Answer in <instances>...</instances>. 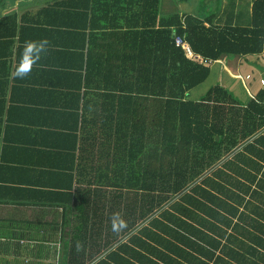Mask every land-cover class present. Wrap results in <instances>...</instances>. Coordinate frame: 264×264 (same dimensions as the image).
<instances>
[{
    "label": "trees",
    "instance_id": "1",
    "mask_svg": "<svg viewBox=\"0 0 264 264\" xmlns=\"http://www.w3.org/2000/svg\"><path fill=\"white\" fill-rule=\"evenodd\" d=\"M159 6L53 0L39 9L68 41L65 56L78 58L67 66L84 87L73 227L79 237L104 233L108 250L94 264H264V85L245 100L219 82L188 97L212 61L264 50V0H252L247 25L215 24L214 13L159 17ZM15 24L14 13L0 17V37ZM74 247L68 264H84Z\"/></svg>",
    "mask_w": 264,
    "mask_h": 264
},
{
    "label": "crops",
    "instance_id": "2",
    "mask_svg": "<svg viewBox=\"0 0 264 264\" xmlns=\"http://www.w3.org/2000/svg\"><path fill=\"white\" fill-rule=\"evenodd\" d=\"M52 1L13 0L0 9V17L14 13L16 21L14 29L0 37V264H68L73 245L80 252L79 260L94 264L108 250L102 245L104 233L95 234L88 227L79 237L73 227L80 220L79 204L72 196L84 184L79 177L85 159L80 127L84 87H78L79 77L67 66L79 65L77 57L65 56L68 41L43 22L47 13L39 12ZM251 4L252 0H220L211 21L247 25ZM246 8L248 20L243 16ZM171 13L159 12V17ZM42 40L46 41L43 50L32 63L29 44ZM229 57L211 63H222L227 75L237 78H242L238 70L245 61L257 62L264 72V50ZM25 65L31 66L30 71L15 76L17 67ZM262 76L259 73L255 83L253 74L246 72L248 81L243 84L248 96L261 86ZM228 77L227 84L219 83L231 90ZM91 161H96L94 153L87 158V163ZM90 186L106 188L97 183ZM86 223H92L90 216Z\"/></svg>",
    "mask_w": 264,
    "mask_h": 264
},
{
    "label": "rangeland",
    "instance_id": "3",
    "mask_svg": "<svg viewBox=\"0 0 264 264\" xmlns=\"http://www.w3.org/2000/svg\"><path fill=\"white\" fill-rule=\"evenodd\" d=\"M219 3L220 0H160L159 12H170L171 10H178V12L180 13L191 12L202 17L203 14L208 15V13L214 12V10L218 8ZM242 11H244V9ZM243 16L246 18V20H248L249 12H247V8L246 13L244 12ZM245 21L241 23L246 24ZM210 68L211 71L209 72L208 76L201 83L192 87L188 91L189 98H198L206 91L209 86L213 85L216 82L223 81V83L227 84L225 78L229 76L228 79L230 81L229 85H231V92L239 99L245 100L248 98V93L245 89V85L243 84V82L248 81L244 78L246 72L253 74L254 78L251 79V81L255 83H257L259 73H264L262 72L263 68H261V66H258L257 62L255 61H245L244 65L239 68L238 72L241 74L242 78H237L235 74L227 75V72L224 69L225 67L222 65V63H215L213 65L211 63ZM249 83H246V86Z\"/></svg>",
    "mask_w": 264,
    "mask_h": 264
},
{
    "label": "clouds",
    "instance_id": "4",
    "mask_svg": "<svg viewBox=\"0 0 264 264\" xmlns=\"http://www.w3.org/2000/svg\"><path fill=\"white\" fill-rule=\"evenodd\" d=\"M46 43V41H40L39 44L36 42H30V52L29 55L32 57V63H35V60L39 58V53L43 50V46ZM31 66L25 68H20L19 66L14 72L15 76L23 77L27 74L28 71H30ZM124 227V221L120 218L119 213H114L112 216V229L114 231H118L120 228Z\"/></svg>",
    "mask_w": 264,
    "mask_h": 264
},
{
    "label": "built area",
    "instance_id": "5",
    "mask_svg": "<svg viewBox=\"0 0 264 264\" xmlns=\"http://www.w3.org/2000/svg\"><path fill=\"white\" fill-rule=\"evenodd\" d=\"M174 41H175L176 44H181L183 42V38L180 35H175L174 36ZM259 83L261 85H264V76L259 78Z\"/></svg>",
    "mask_w": 264,
    "mask_h": 264
},
{
    "label": "snow or ice",
    "instance_id": "6",
    "mask_svg": "<svg viewBox=\"0 0 264 264\" xmlns=\"http://www.w3.org/2000/svg\"><path fill=\"white\" fill-rule=\"evenodd\" d=\"M25 67H26V65H25Z\"/></svg>",
    "mask_w": 264,
    "mask_h": 264
}]
</instances>
